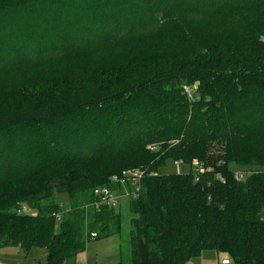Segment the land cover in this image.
Masks as SVG:
<instances>
[{
	"label": "trees",
	"instance_id": "1",
	"mask_svg": "<svg viewBox=\"0 0 264 264\" xmlns=\"http://www.w3.org/2000/svg\"><path fill=\"white\" fill-rule=\"evenodd\" d=\"M133 171L131 264H264V0H0V248L76 264Z\"/></svg>",
	"mask_w": 264,
	"mask_h": 264
},
{
	"label": "rangeland",
	"instance_id": "2",
	"mask_svg": "<svg viewBox=\"0 0 264 264\" xmlns=\"http://www.w3.org/2000/svg\"><path fill=\"white\" fill-rule=\"evenodd\" d=\"M234 171L247 170L248 168L241 166L231 167ZM190 168L182 166L180 163L174 165L169 163L165 168L161 170L162 174H173L179 172H189ZM246 172V171H245ZM138 186L130 183L129 188H125L121 191L113 192V196L116 199H120L126 193H136ZM131 197H125L120 199L115 212L121 217V235L101 238V240L91 241L87 249L96 250L99 258L105 264H115L119 260L120 254L123 255V264H131L130 246H129V231L131 229L132 213L129 209ZM65 204L67 201L66 196L61 199ZM63 204V205H65ZM109 262V263H106ZM0 264H45V251L33 250L28 256L20 248L4 247L0 248Z\"/></svg>",
	"mask_w": 264,
	"mask_h": 264
},
{
	"label": "built area",
	"instance_id": "3",
	"mask_svg": "<svg viewBox=\"0 0 264 264\" xmlns=\"http://www.w3.org/2000/svg\"><path fill=\"white\" fill-rule=\"evenodd\" d=\"M154 150V149H153ZM175 165H178V163H176ZM246 174L247 172H237L235 174V178L238 180V181H241L243 180L245 177H246ZM141 177H142V174L138 171H133V172H125L123 174V179L120 180L121 184H123L124 187H126L127 183H133V184H136L138 186V190L136 193H126L124 194L123 196L120 197V199H123L125 197H131V195L133 197H135L138 192H139V188H140V180H141ZM113 181L114 182H118L119 180L117 178H113ZM94 200L92 203L84 206V211H88L90 209H93L95 211H100L102 209V207L104 206H107L109 208H113V209H116L117 206H118V202L120 199H116L114 196H113V191H111L110 189L108 188H99V189H96L94 191ZM22 212L26 213L27 212V209H23ZM56 220L57 222L59 223L61 221V217L60 215H57L56 216ZM91 238L92 239H95L96 238V235L95 234H92L91 235ZM221 264H231V260L230 258H227V259H223L221 261Z\"/></svg>",
	"mask_w": 264,
	"mask_h": 264
},
{
	"label": "crops",
	"instance_id": "4",
	"mask_svg": "<svg viewBox=\"0 0 264 264\" xmlns=\"http://www.w3.org/2000/svg\"><path fill=\"white\" fill-rule=\"evenodd\" d=\"M117 215L119 216V214H117ZM120 219H121V217H120ZM120 235H121V223H120L119 231L116 232L115 234H109V236H107V237L120 236ZM128 239H129L128 242H129V246H130V237ZM96 240H101V239H93L92 241H96ZM95 252H96V250H88L86 248V251L83 254L78 256L76 264H105L99 258L98 253L96 254ZM123 255L124 254H122V253L120 254L119 260L115 264H123ZM46 258H47V254L45 252V264H46ZM227 258H229V257L226 254H221V253L210 251V252H204L200 257L191 260L188 264H221V261L223 259H227ZM106 263H109V262H106ZM231 264H233V263L231 262Z\"/></svg>",
	"mask_w": 264,
	"mask_h": 264
},
{
	"label": "water",
	"instance_id": "5",
	"mask_svg": "<svg viewBox=\"0 0 264 264\" xmlns=\"http://www.w3.org/2000/svg\"><path fill=\"white\" fill-rule=\"evenodd\" d=\"M198 86H199V84L197 83V84H196V88H197Z\"/></svg>",
	"mask_w": 264,
	"mask_h": 264
}]
</instances>
